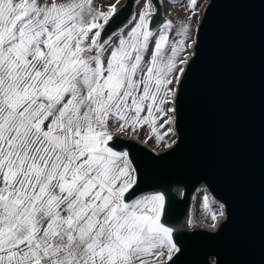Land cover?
Instances as JSON below:
<instances>
[{
    "label": "snow or ice",
    "instance_id": "obj_1",
    "mask_svg": "<svg viewBox=\"0 0 264 264\" xmlns=\"http://www.w3.org/2000/svg\"><path fill=\"white\" fill-rule=\"evenodd\" d=\"M118 4L0 0V264H169L179 251L165 194L137 190L117 138L172 131L158 129L196 41L189 23L154 30L149 3L112 31Z\"/></svg>",
    "mask_w": 264,
    "mask_h": 264
},
{
    "label": "water",
    "instance_id": "obj_2",
    "mask_svg": "<svg viewBox=\"0 0 264 264\" xmlns=\"http://www.w3.org/2000/svg\"><path fill=\"white\" fill-rule=\"evenodd\" d=\"M151 1L157 21L160 3ZM133 2L119 8L111 30ZM195 41L176 103L175 143L156 153L117 139L138 169V191L185 182L168 214L180 217L202 180L224 203L216 230L176 235L169 264H264V0H210Z\"/></svg>",
    "mask_w": 264,
    "mask_h": 264
},
{
    "label": "rangeland",
    "instance_id": "obj_3",
    "mask_svg": "<svg viewBox=\"0 0 264 264\" xmlns=\"http://www.w3.org/2000/svg\"><path fill=\"white\" fill-rule=\"evenodd\" d=\"M209 1L210 0H197L196 8L190 12L187 10L188 0H175V2H171V0H159L160 7L162 9V11H160V15L162 13L161 18L163 17L160 24L163 23L165 18L171 20L174 26L180 24L181 22L189 23L191 25V36L195 39L198 24ZM175 36V31L169 32V38H173ZM187 44H192V40L188 39ZM192 50L193 44L191 48L186 50L183 58L188 59ZM168 128H171L172 131L168 133V135L163 136L162 140L158 141L157 139H154L152 141H148L151 149L154 151H160L173 143L176 138V134H173V123L165 125L160 133L163 134ZM181 187L182 185L178 184L175 187V190ZM154 191L163 192L165 194V192L160 188H157ZM192 193L193 195L189 200L188 208L179 217L181 224L178 229H174V240L176 235L180 232H191L199 229L212 230L214 228L213 225H215L218 220L222 219V216H220V213L223 212L221 203L214 200L202 187L198 188L196 186ZM205 198H207V206H205ZM213 215L216 216L215 220L212 219Z\"/></svg>",
    "mask_w": 264,
    "mask_h": 264
},
{
    "label": "crops",
    "instance_id": "obj_4",
    "mask_svg": "<svg viewBox=\"0 0 264 264\" xmlns=\"http://www.w3.org/2000/svg\"><path fill=\"white\" fill-rule=\"evenodd\" d=\"M125 1L126 0H119V4L117 5V8L118 9L121 8L124 5ZM95 3L97 4L98 7L102 8L105 11H107L108 10V5L109 4H115L116 0H95ZM146 3H149V4L154 6V4L152 3L151 0H134V2L132 4V9H131V12H130L128 18L122 24H120L118 27H116L112 31H115L118 28L123 27L128 22V20L131 19L134 15H135L136 18H138L139 14L141 13V11L145 10V4ZM161 15H162V13H161ZM161 15H160V18L157 21H155V23L152 24V28L154 30L158 28V26L160 25V21H162L161 19L163 17L161 18ZM170 39H172V40L179 39V37L175 36V37L170 38ZM186 43H187V40H186ZM183 57H184V54H183L182 58ZM160 123H163V120H161ZM162 129L163 128L158 129L159 133L162 131ZM148 131L149 130L147 129V127H145L143 129L139 130L138 136L135 135V134H130L129 136H122V137H118V138L132 139V140H135L138 143L148 147L149 149H151L150 146H149L148 141H152V140H154L156 138L154 136L149 138ZM173 134H175V133L173 132ZM175 139H174V141H175ZM172 144H170L168 147H166L165 149H162L160 151H154L153 149H151V150L156 152V153H159V152H162V151L166 150L167 148H169Z\"/></svg>",
    "mask_w": 264,
    "mask_h": 264
},
{
    "label": "bare ground",
    "instance_id": "obj_5",
    "mask_svg": "<svg viewBox=\"0 0 264 264\" xmlns=\"http://www.w3.org/2000/svg\"><path fill=\"white\" fill-rule=\"evenodd\" d=\"M160 11H162V9H161ZM193 45H194V44H193ZM192 53H194V50H192ZM192 53H191L190 57H192V55H193ZM190 57H189V58H190ZM189 58H188L187 60H189ZM185 66H186V65H183V67H185ZM173 129H174V133L177 134V132H176V128H175V120L173 121ZM178 184H181L182 187L179 188V189H177V190H175V187H176ZM184 186H185V182H182V181H173V182H172L171 184H169L168 186H166V187H161V188H160V189H162V190L165 192V194H166V200H165L166 216H165V218H166V220H167L169 226H172L174 229H178L179 226H180V224H181V222L179 221V215H171V214H168V207H169V205H170V203H171V201H172L173 199H175V198H181V197L183 196V190H184L183 188H184ZM197 187H198V188L202 187L204 190L207 191V193L210 194V196H211L214 200H216V201H218L219 203L222 204V208H223V216H222V219H220V220H218V221L216 222V224L214 225V228H213L212 230H208V231H214V230H216V229L218 228V226L220 225V223H221V222L225 219V217H226V212H225L224 203H223V201H222L221 199L217 198L216 196H214V195L212 194V192H211L210 189H209V186L207 185V183H206L204 180L200 181V182L198 183ZM154 190H156V189H150V190L145 191V192H156V191H154ZM192 195H193V193H191V195H190V199H191ZM176 244H177V243H176ZM177 247H179L178 244H177Z\"/></svg>",
    "mask_w": 264,
    "mask_h": 264
}]
</instances>
